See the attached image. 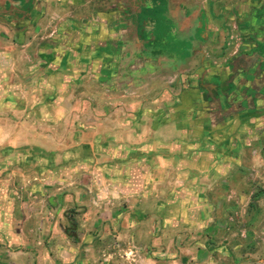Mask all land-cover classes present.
<instances>
[{"label": "rangeland", "instance_id": "rangeland-1", "mask_svg": "<svg viewBox=\"0 0 264 264\" xmlns=\"http://www.w3.org/2000/svg\"><path fill=\"white\" fill-rule=\"evenodd\" d=\"M37 34L1 37L0 264H264V110Z\"/></svg>", "mask_w": 264, "mask_h": 264}, {"label": "crops", "instance_id": "crops-1", "mask_svg": "<svg viewBox=\"0 0 264 264\" xmlns=\"http://www.w3.org/2000/svg\"><path fill=\"white\" fill-rule=\"evenodd\" d=\"M54 16L61 25L52 31ZM27 31L47 49L58 45L51 32L74 35L59 45L75 49L72 63L59 60L66 72L117 63L122 81L202 80L264 110V0H0V44L2 34Z\"/></svg>", "mask_w": 264, "mask_h": 264}]
</instances>
